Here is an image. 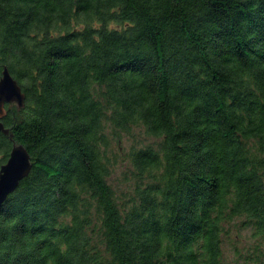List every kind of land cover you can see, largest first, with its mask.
<instances>
[{"label":"trees","instance_id":"trees-1","mask_svg":"<svg viewBox=\"0 0 264 264\" xmlns=\"http://www.w3.org/2000/svg\"><path fill=\"white\" fill-rule=\"evenodd\" d=\"M0 164L32 166L0 205V264H221L224 223L264 264V0H0ZM140 125L120 203L112 135Z\"/></svg>","mask_w":264,"mask_h":264},{"label":"rangeland","instance_id":"rangeland-1","mask_svg":"<svg viewBox=\"0 0 264 264\" xmlns=\"http://www.w3.org/2000/svg\"><path fill=\"white\" fill-rule=\"evenodd\" d=\"M13 114L16 105L10 107ZM157 138L146 134L140 125L132 126L129 132L122 131L119 136L112 135L107 148V155L112 162V170L108 181L112 185L115 195L120 203H128L133 193L135 176L129 163L128 151L132 146L154 144ZM225 232L222 235V261L221 264H243L250 261L257 237L252 234L250 226H243L238 217L224 223ZM264 260V255H261Z\"/></svg>","mask_w":264,"mask_h":264},{"label":"water","instance_id":"water-1","mask_svg":"<svg viewBox=\"0 0 264 264\" xmlns=\"http://www.w3.org/2000/svg\"><path fill=\"white\" fill-rule=\"evenodd\" d=\"M24 99L25 93L21 86L4 65L0 75V131L3 133L9 131L1 120L7 109L13 104L16 107L23 106ZM31 166V157L27 148L22 143L14 141L6 160L0 164V205L7 194L17 186L19 180L28 174Z\"/></svg>","mask_w":264,"mask_h":264},{"label":"flooded vegetation","instance_id":"flooded-vegetation-1","mask_svg":"<svg viewBox=\"0 0 264 264\" xmlns=\"http://www.w3.org/2000/svg\"><path fill=\"white\" fill-rule=\"evenodd\" d=\"M5 108H7V104H5ZM6 113H7V111H6ZM6 113L1 117V120L6 115Z\"/></svg>","mask_w":264,"mask_h":264}]
</instances>
